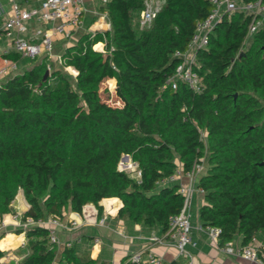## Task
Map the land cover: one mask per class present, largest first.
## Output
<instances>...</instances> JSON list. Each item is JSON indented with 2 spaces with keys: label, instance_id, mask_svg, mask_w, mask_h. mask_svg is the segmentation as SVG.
<instances>
[{
  "label": "trees",
  "instance_id": "1",
  "mask_svg": "<svg viewBox=\"0 0 264 264\" xmlns=\"http://www.w3.org/2000/svg\"><path fill=\"white\" fill-rule=\"evenodd\" d=\"M144 1L101 3L110 28L82 33L61 54L62 65L75 69L74 85L46 74L45 59L0 78V212L10 211L19 188L29 204L22 217L63 218L86 204L100 215L101 199L113 211L116 199L105 197H116L118 218L166 231L182 205L168 177L205 162L199 221L219 229V244L238 234L246 245L264 232V29L245 46L250 18L223 15L196 54L201 90L183 82L171 88L175 53L186 49L210 3L161 0L140 27ZM56 78L63 84L52 86ZM108 80L111 88L103 86ZM123 155L139 177L120 169ZM19 249V264H110L74 245L57 254L40 226L24 230ZM121 264L137 263L127 255Z\"/></svg>",
  "mask_w": 264,
  "mask_h": 264
},
{
  "label": "built area",
  "instance_id": "2",
  "mask_svg": "<svg viewBox=\"0 0 264 264\" xmlns=\"http://www.w3.org/2000/svg\"><path fill=\"white\" fill-rule=\"evenodd\" d=\"M105 3L107 0H99ZM210 3L209 13L205 18L198 21L195 30L190 37L186 49L176 52L175 56L179 62L167 81L171 88H176L178 82L185 83L192 90L199 92L201 83L199 76L195 70L196 54L199 50L207 47L209 37L213 33L215 26L222 19L223 15L232 12H240L247 15L250 20L247 25V33L245 39L249 40L255 33L264 29V3L262 0H207ZM160 5L157 0H145L144 7L140 12L138 24L140 27L150 23L152 18L159 10ZM84 0H40L39 7L24 8L17 3L10 5V12L7 17L0 20V41H6V47L1 50L3 56L0 64V78L7 75L6 67L8 66L14 71L17 66L16 62L6 57L11 52L17 53L22 59H34L42 54H49L54 48L53 35H58L62 39H67L82 22V15L85 11ZM99 15L107 18V11L100 10ZM30 19H36L42 24H50V27L33 31L32 36L27 35V23ZM107 25L110 26L109 21ZM245 41V40H244ZM101 49L100 47H96ZM61 60V59H60ZM203 134H201L202 136ZM128 157V156H127ZM128 159V158H127ZM202 163H194L189 171L183 172L186 177L185 182L178 183V192L182 196V205L178 213L172 215L168 221V227L165 231L166 235L173 242L178 251V255L185 259L189 258L188 252L185 250L187 244H193L190 237V205L192 194L195 190L194 178L202 168ZM127 165L135 168L137 177L140 176V170L136 164L129 161ZM179 174L176 169L167 180L173 181ZM202 192V190L199 188ZM79 212H71L72 216L63 219L59 216L49 215L47 217H33L30 215L20 216L14 212L10 214L13 224L23 231L31 226H40L47 230L49 241L55 246L60 244L57 232L65 229L71 231L79 225ZM103 219L99 221L102 224ZM2 221L0 226H4ZM207 234L212 243L219 245L222 251L242 256L245 259L256 261L264 264V258L260 252L261 246H252L250 244L240 245L236 251L230 246V241L219 244V229L215 226H206ZM151 241L160 242L157 236H150ZM99 239L95 238V243ZM73 245L71 240L65 241L64 246ZM1 249V248H0ZM144 254V255H143ZM129 259L137 264H179L163 260L160 256L148 251L143 253L142 250L133 252ZM188 264V261L185 263Z\"/></svg>",
  "mask_w": 264,
  "mask_h": 264
},
{
  "label": "crops",
  "instance_id": "3",
  "mask_svg": "<svg viewBox=\"0 0 264 264\" xmlns=\"http://www.w3.org/2000/svg\"><path fill=\"white\" fill-rule=\"evenodd\" d=\"M13 2L24 8H36L40 5V0H0V20L8 16L10 12V5ZM100 5L101 2H95L94 0H84V7L86 10L83 12L82 20L89 15V12H91V14L95 16L93 20L94 22L91 26L93 30H105L110 28V26L107 25V18L99 15ZM37 22L38 27H31L30 29L32 33L36 29L44 30L48 28L46 24H42L39 21ZM53 40L55 46V44H58L64 39H62L58 35H53ZM4 47H6V41L1 40L0 64L2 63L3 58L1 50ZM15 62L17 66L20 60L18 59ZM6 71L7 75L12 72V70L8 66L6 67ZM128 159L124 158V160ZM203 167L204 165L202 164L201 170L195 177V190L192 194L194 205L196 207V214L192 219H190L191 217H189L191 226L190 237L193 244H187L185 247V250L189 254L188 259H185L178 255V251L173 242L169 239L165 231H163L159 225L145 226L141 223H135L127 219L118 218L116 216V212L121 202L116 197H105L116 199L117 205L113 211L107 209L106 205L103 202L104 198L101 199L103 202H101L103 211L100 215H98L94 205H84L80 217L78 218L79 225L76 228L71 231H67L61 228L58 230L57 235L60 240V245L57 246V249L60 248L61 250L64 246V242L71 240L76 250L77 244H80V250H78L79 252L87 253L93 259L107 260L110 262V264H121L122 259L125 256H130L133 252L138 250H142L143 253L150 251L153 254L160 256L165 261L176 262L179 264H185L187 261L188 264H259L256 261L245 259L235 252L226 253L221 250L219 245L212 243L209 239L206 227H203L201 225L198 217V210L203 201V196L202 192L197 187V181L199 176L206 170V167ZM133 170L135 171V168H133ZM177 170L179 171V174L173 181L177 183L185 182L186 177L181 171V168L177 167ZM27 208L28 203L24 198H20L17 201L14 199L10 204V212L12 213L16 212L18 214H21ZM191 212L192 206L190 205V215ZM69 216H72L71 211L66 212L63 218L66 219ZM101 219H103L102 224L99 223ZM2 221L5 222V225L3 228L4 234L1 235H4L3 237L8 234L20 236L19 241L15 243L14 246L21 247L24 244V234L15 232L17 227L15 228V225L10 219V213H0V223ZM150 236H157L160 239V242L151 241L149 239ZM95 238L99 239L98 243H95ZM248 244L258 247L263 245L264 232L262 230H258L254 234L253 239ZM240 245H242L240 235H234L232 240H230V246L233 250L236 251V249ZM14 246H10V244L6 245V249H8V251L5 252L6 254L9 253L7 259H13L15 264H17L21 259V255L14 252V249H16L14 248ZM260 249L262 257L264 258V249ZM2 258H4V256Z\"/></svg>",
  "mask_w": 264,
  "mask_h": 264
},
{
  "label": "rangeland",
  "instance_id": "4",
  "mask_svg": "<svg viewBox=\"0 0 264 264\" xmlns=\"http://www.w3.org/2000/svg\"><path fill=\"white\" fill-rule=\"evenodd\" d=\"M95 2H100L99 0H94ZM157 2H158V4L161 6V0H157ZM141 12V11H140ZM139 16H140V14H139ZM94 17L95 16H93V14H91V12H89V15L86 17V18H84L83 20H82V22H81V24H80V26L77 28V29H75L74 31H73V33L67 38V39H64V40H62L61 42H59L58 44H55V46H54V48H53V50H52V52L51 53H49V54H42V55H40V56H37L33 61H30V60H27V59H22V58H19V60H20V62H19V64L17 65L18 67L14 70V71H12L10 74H13L14 72H17V71H22V70H24L25 68H27V67H29L32 63H34V62H38V61H42L43 59H45V67H46V74H50V73H52V72H59L61 75H63L64 77H66L67 78V80L72 84V85H74V80H73V76H74V68H72V67H65V66H63L62 65V62H61V54H62V51L64 50V48L66 47V46H69V45H72L73 43H75L76 41H77V39H78V37L82 34V33H84V32H88V31H93V29H92V24H93V20H94ZM107 21H109L108 20V15H107ZM110 23V22H109ZM139 25V24H138ZM27 26H28V31H27V34L29 35V36H32V32H31V27L33 28H37L38 27V22H37V20L36 19H33V20H30L28 23H27ZM46 26L47 27H50V24L49 23H47L46 24ZM249 42H250V39L249 40H247V39H245V41H244V45L245 46H248V44H249ZM102 44H100L99 43V46H97V47H100ZM10 74H8L6 77H8ZM6 77H4V78H6ZM63 83H62V81L60 80V79H58V78H56V79H53L52 81H51V85L52 86H57V85H62ZM103 86H105V87H109V88H111L110 87V82H109V80L107 81V82H105V83H103ZM113 99H114V97H113ZM124 156V155H123ZM122 156V157H123ZM121 157V159H120V162H119V167H120V169H123L124 171H126L127 173H129L130 175H132V176H134V177H137V174L135 173V171L133 170V166H130V165H127L128 164V162L129 161H131L130 160V158L129 157H126V158H129L128 160H124V158H122ZM203 165H204V167L203 168H205L206 167V163L205 162H203ZM129 167V168H128ZM132 169V170H131ZM197 176V175H196ZM195 176V177H196ZM194 182H195V178H194ZM20 198H24L25 199V196H24V193H23V190L21 189V188H19L18 190H17V192H16V194H15V197H14V199L17 201L18 199H20ZM41 198V197H40ZM13 199V200H14ZM25 201H26V199H25ZM27 202V201H26ZM102 202V200L100 201V203ZM28 203V202H27ZM103 203V202H102ZM104 205V204H103ZM28 206H29V204H28ZM191 206H192V212H191V215H190V219H192L193 217H195V214H196V207H195V205H194V200H193V197H192V201H191ZM68 212V211H67ZM72 212V211H71ZM0 213H10V214H12V212H10V211H8V212H0ZM14 213V212H13ZM65 213L66 212H64V214H63V216L62 217H64L65 216ZM20 216H22V213L21 214H19ZM63 219H65V218H63ZM1 224V223H0ZM17 227V229L19 228L18 226H16L15 225V228ZM3 228H4V226H0V234H4L3 233ZM20 229V228H19ZM2 232V233H1ZM16 232V231H15ZM20 233H23L24 234V231L22 230ZM1 236V235H0ZM4 235H2L1 237H0V248H2V249H5V251L7 252L8 251V249H6V245H8V244H10V246H14L15 245V243L13 242V240L14 239H8V238H5V237H8V236H11L10 234H8V235H6L5 237H3ZM3 237V238H2ZM11 238V237H10ZM60 245V244H59ZM58 246V245H57ZM57 246H55L56 247V253L57 254H59V252L61 251L60 250V248L59 249H57ZM14 248H16V249H14V252L15 253H20V249H19V247H15L14 246ZM77 250H80V244H77ZM6 252H5V254H6ZM4 254V258H1V261L3 262V264H15V262L13 261V259H7V257H8V254L9 253H7L6 255ZM20 255V254H19ZM59 264L58 263V261L57 260H55L54 262H53V264ZM17 264H19V263H17Z\"/></svg>",
  "mask_w": 264,
  "mask_h": 264
},
{
  "label": "bare ground",
  "instance_id": "5",
  "mask_svg": "<svg viewBox=\"0 0 264 264\" xmlns=\"http://www.w3.org/2000/svg\"><path fill=\"white\" fill-rule=\"evenodd\" d=\"M11 237V238H10ZM5 238H8V239H14L13 242L14 243H17L20 239V236H14V235H11V236H8V237H5Z\"/></svg>",
  "mask_w": 264,
  "mask_h": 264
},
{
  "label": "water",
  "instance_id": "6",
  "mask_svg": "<svg viewBox=\"0 0 264 264\" xmlns=\"http://www.w3.org/2000/svg\"><path fill=\"white\" fill-rule=\"evenodd\" d=\"M127 157V155H124L122 158H126Z\"/></svg>",
  "mask_w": 264,
  "mask_h": 264
}]
</instances>
